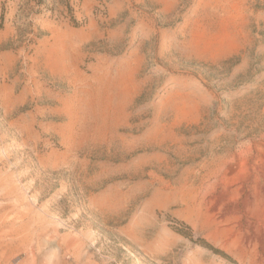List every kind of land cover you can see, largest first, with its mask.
Listing matches in <instances>:
<instances>
[{
    "label": "rangeland",
    "instance_id": "374dc122",
    "mask_svg": "<svg viewBox=\"0 0 264 264\" xmlns=\"http://www.w3.org/2000/svg\"><path fill=\"white\" fill-rule=\"evenodd\" d=\"M42 2L0 0V264H264L215 200L264 186V0H89L64 83Z\"/></svg>",
    "mask_w": 264,
    "mask_h": 264
},
{
    "label": "crops",
    "instance_id": "0c3cea01",
    "mask_svg": "<svg viewBox=\"0 0 264 264\" xmlns=\"http://www.w3.org/2000/svg\"><path fill=\"white\" fill-rule=\"evenodd\" d=\"M69 3L73 7L78 6L76 7L78 12L75 11V18L80 22L81 5L83 7L85 4L88 6L89 0H69ZM61 7L64 8V5ZM86 10L85 13L87 14ZM63 20L49 24V40L44 43L42 58L45 71L62 83L70 81V72H79L81 50L94 39L90 32L81 33V25L75 27L70 25L67 19L63 18ZM87 23L90 25V18H88Z\"/></svg>",
    "mask_w": 264,
    "mask_h": 264
},
{
    "label": "bare ground",
    "instance_id": "6f19581e",
    "mask_svg": "<svg viewBox=\"0 0 264 264\" xmlns=\"http://www.w3.org/2000/svg\"><path fill=\"white\" fill-rule=\"evenodd\" d=\"M264 167V166H263ZM264 174V169H261ZM245 176L243 179L239 174ZM245 173V174H244ZM253 168L244 167L239 168L237 172L233 173L225 182V186L223 190L216 196V201H225L228 199L229 188L232 182L236 181V179L240 178L239 187L237 190L239 192H244L243 198V208H240L236 204H225V211L234 212L236 214H242V210L246 214V227H245V239L250 242L252 240L256 241V244L264 250V186H260L257 188V192H259L260 197L258 199H252L249 193L246 191V183L249 182L250 178H252ZM239 180V179H238ZM231 198V197H230ZM224 211V210H223ZM239 223V222H238ZM240 228V227H239ZM253 241V242H254Z\"/></svg>",
    "mask_w": 264,
    "mask_h": 264
},
{
    "label": "trees",
    "instance_id": "16d2710c",
    "mask_svg": "<svg viewBox=\"0 0 264 264\" xmlns=\"http://www.w3.org/2000/svg\"><path fill=\"white\" fill-rule=\"evenodd\" d=\"M42 3H43L42 0H36L37 5H40ZM63 5H64L65 13L67 14V18H68L70 25L75 26V27L80 26L81 22L76 20L74 14L72 12V6L70 5L69 0H63ZM45 9L50 11L51 13L53 12L52 7H45ZM200 243L204 247L211 248V246L209 244H207L206 242H200ZM212 249L215 253H218L222 257L226 258L227 260H230V257L227 254H225L224 252H222L221 250H218L215 248H212Z\"/></svg>",
    "mask_w": 264,
    "mask_h": 264
}]
</instances>
